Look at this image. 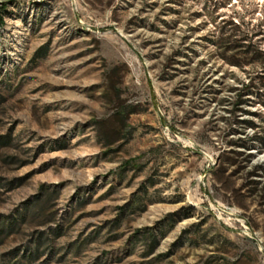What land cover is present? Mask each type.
Masks as SVG:
<instances>
[{
    "label": "rangeland",
    "instance_id": "374dc122",
    "mask_svg": "<svg viewBox=\"0 0 264 264\" xmlns=\"http://www.w3.org/2000/svg\"><path fill=\"white\" fill-rule=\"evenodd\" d=\"M0 18V264H264V0Z\"/></svg>",
    "mask_w": 264,
    "mask_h": 264
},
{
    "label": "trees",
    "instance_id": "16d2710c",
    "mask_svg": "<svg viewBox=\"0 0 264 264\" xmlns=\"http://www.w3.org/2000/svg\"><path fill=\"white\" fill-rule=\"evenodd\" d=\"M3 10H4V7H1V11H3ZM0 23H1V18H0ZM233 28H235L234 29V32H235L237 30V26H233ZM248 35H249V33L246 32L245 33V36H243L244 38H242V36L241 37L240 36H237L235 33H230V35L226 36V39H233L236 42H244V43H241L240 44V45H242L240 47H246L247 44L250 45L249 41L251 39L250 38L251 35L249 37H248ZM253 48L254 49L252 51L246 52L247 53L246 55L253 56L252 63H263V61H264V47H262L261 49L259 47H253ZM259 53H260V55H262L261 57L255 56V54H259ZM253 86L254 85L249 84L247 87H249V89H250ZM255 86H257V88H256L257 90L260 89V88H263L264 87V81H262V83L261 82H257V85H255ZM248 91H249V94H246V96L252 95V92L250 90H248ZM254 95H255V93H254ZM239 97H241V96L239 95ZM240 103H241V100H238L235 103V107H238V105ZM261 104L264 107V102H261ZM253 138H254V140H256V139L259 140V138H256V137H253ZM258 143H259V147L260 148L261 147H264V137L261 138ZM240 145H241V148H243V149H247V148L253 147V146H250V145L249 146H245V144H240ZM169 217L173 219L172 222H175L176 223L179 219L187 217V214L179 215V213L173 212V213L169 214Z\"/></svg>",
    "mask_w": 264,
    "mask_h": 264
}]
</instances>
